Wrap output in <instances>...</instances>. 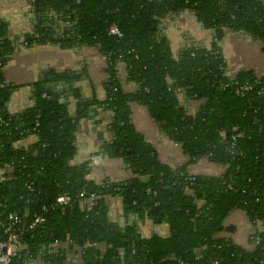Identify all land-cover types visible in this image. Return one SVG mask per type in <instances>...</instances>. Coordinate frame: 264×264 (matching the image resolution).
I'll list each match as a JSON object with an SVG mask.
<instances>
[{
	"label": "trees",
	"instance_id": "trees-1",
	"mask_svg": "<svg viewBox=\"0 0 264 264\" xmlns=\"http://www.w3.org/2000/svg\"><path fill=\"white\" fill-rule=\"evenodd\" d=\"M25 1L34 21L23 44L95 47L106 59L109 78L105 98L88 99L73 87L81 72H51L35 85L32 106L10 114L6 104L13 87L0 73V120L7 123H0V168L14 167L0 179V220L12 211L30 217L59 194L72 199L64 214L49 211L42 227L22 237L26 248L13 264L36 259L41 246L54 241L65 242L68 252H80L77 264H264V232L255 234L257 243L248 241L249 248L222 235L234 231L226 225L232 212L243 213L251 224L264 222V72L240 69L230 80L219 45L227 33L243 34L260 43L264 54V2ZM185 11L213 33L210 49L184 48L176 55L160 35L161 19ZM112 24L121 38L107 35ZM61 29L66 31L59 34ZM14 49L0 20L1 67ZM119 62L127 80L136 85L132 93L120 87L115 70ZM177 89L197 102L193 114L179 105ZM66 94L74 100L72 114L60 101ZM132 103L146 108L161 134L178 144L191 163L205 159L223 172L194 175L186 167L172 169L160 162L157 150L131 123ZM98 112L111 115L110 141L99 153L121 160L137 178L97 184L87 178L89 161L72 163L80 122ZM29 135L36 143L19 145ZM26 183H33L32 192L26 191ZM79 193L84 198L93 194L94 205L81 207ZM111 196L123 201V226L109 219L105 199ZM155 218L168 227L167 237L140 233V225ZM41 259L70 264L64 253Z\"/></svg>",
	"mask_w": 264,
	"mask_h": 264
},
{
	"label": "crops",
	"instance_id": "crops-1",
	"mask_svg": "<svg viewBox=\"0 0 264 264\" xmlns=\"http://www.w3.org/2000/svg\"><path fill=\"white\" fill-rule=\"evenodd\" d=\"M0 20L6 25L9 39L25 41L33 31L34 14L25 0H0ZM160 27V35L168 40L174 53L191 40L210 49L213 33L204 30L191 12L185 11L166 17ZM240 38L242 40H239ZM242 41L244 43H241ZM219 45L229 75L240 69H251L257 75L264 72V54L261 52V45L247 35L227 33ZM45 70L49 71L47 79L51 72H81L80 79L73 84V87L79 88L84 98L99 100L105 98L104 87L109 78L107 62L97 48L87 45L61 48L51 44L21 43L13 50L0 70L4 82L13 87L6 104L8 113L17 114L32 106L35 85L47 80L42 77V72ZM118 76L120 87L125 93L136 90V85L126 78L124 65L118 66ZM60 101L66 102L70 114L74 112L75 104L71 95L66 94ZM196 104L197 102L190 103L191 114L194 113ZM130 109L134 129L157 150L160 162L172 169L186 167L187 172L194 175H219L223 172L222 167L210 164L205 159L191 163L179 147L174 146L161 134L144 106L132 103ZM110 119L109 113L98 112L95 117L82 120L76 133L77 150L72 163L89 161L90 172L87 178L97 184L106 180L119 183L137 178L121 160L108 158L99 153L101 145L110 141V135L107 133ZM36 141L35 136L29 135L19 145L28 147ZM105 202L109 207L110 221L123 226L126 219L122 199L119 196H111L106 198ZM226 225L232 226L234 231L230 235L223 233V237H231L235 243L245 248H249L248 235L264 232V222L251 224L241 212H232L226 220ZM155 232L161 237H167L168 227L165 224L153 226L150 220L141 224L140 233L143 236Z\"/></svg>",
	"mask_w": 264,
	"mask_h": 264
},
{
	"label": "built area",
	"instance_id": "built-area-1",
	"mask_svg": "<svg viewBox=\"0 0 264 264\" xmlns=\"http://www.w3.org/2000/svg\"><path fill=\"white\" fill-rule=\"evenodd\" d=\"M53 12H50L48 15L51 16ZM166 18V17H165ZM161 19L159 23V30L160 26L162 25L163 20ZM34 21V20H33ZM66 30H59V34L64 33ZM107 35L114 37L116 39H119L122 37V33L119 30V28L112 24L106 28ZM12 41V47L16 48L19 44L22 43V40L19 39H10ZM190 41V39H187ZM184 48H193L194 50L199 49H207L203 46V44L191 40L188 44L184 43L175 53L178 55V52L180 50H183ZM103 55V54H102ZM104 57V55H103ZM105 58V57H104ZM106 60V59H105ZM124 65L123 63L119 62L115 68L117 75H118V66ZM1 63H0V70H1ZM125 68V67H124ZM226 76L229 77L230 80H232L233 75H229L227 72V67L225 71ZM1 86V85H0ZM176 93L179 99V105L182 106V108L185 110L187 114H191L190 111V103L196 102L195 100L188 99L185 96V92L183 89H177ZM1 124H7L5 120H0ZM174 146L179 147L178 144L173 143ZM14 172L13 165H5L2 168H0V179L4 180L6 175H10ZM18 172L20 170L18 169ZM148 177L144 178V182L148 183ZM32 186L33 183H26L25 189L27 192H32ZM79 198L81 199L79 204L83 208L91 207L94 205L95 196L91 194L90 196L84 198L83 193H79ZM72 199L67 194H59L53 202H51L48 205H43L39 209L38 212H34L30 217L23 215V214H17L16 212L12 211L10 212L4 221L0 220V227L2 228V234L0 235V264H13V261L15 259L21 258L22 252L25 250V245L21 242V239L24 235H32L34 231L42 227V225L46 222V214L49 211L52 210H59L62 214L66 212L67 209L71 207ZM247 240L254 241L255 243L258 242V239L255 235H248ZM60 253H64L67 256V259L70 264H77L79 259V253L78 252H68L66 249V243L65 242H59L54 241L51 244L43 245L40 248V252L38 256H36V259L32 258H26L23 261V264H47L42 262V256L44 254L48 255H58ZM15 264H19L18 261L15 262Z\"/></svg>",
	"mask_w": 264,
	"mask_h": 264
},
{
	"label": "water",
	"instance_id": "water-1",
	"mask_svg": "<svg viewBox=\"0 0 264 264\" xmlns=\"http://www.w3.org/2000/svg\"><path fill=\"white\" fill-rule=\"evenodd\" d=\"M26 40H29V37H26ZM48 73H49V71H47V70H45V71L42 72V77H43L45 80L47 79V75H48ZM153 222H154L155 224H159V223H160V219H159V218H155V219L153 220ZM154 234L157 235L158 233L155 232Z\"/></svg>",
	"mask_w": 264,
	"mask_h": 264
},
{
	"label": "rangeland",
	"instance_id": "rangeland-1",
	"mask_svg": "<svg viewBox=\"0 0 264 264\" xmlns=\"http://www.w3.org/2000/svg\"><path fill=\"white\" fill-rule=\"evenodd\" d=\"M239 40H242L241 38ZM241 43H244V41H242ZM260 44V43H259ZM224 49V47H223ZM224 53L227 55V51L224 49ZM150 223L154 226L155 223L153 221L150 220ZM144 224V223H143ZM140 225V224H139ZM157 225V224H156ZM141 226V225H140ZM148 236V235H147Z\"/></svg>",
	"mask_w": 264,
	"mask_h": 264
}]
</instances>
